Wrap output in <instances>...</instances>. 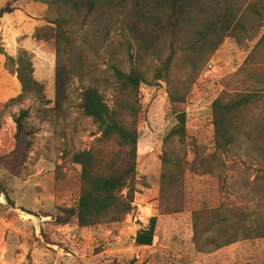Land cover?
<instances>
[{
	"label": "rangeland",
	"instance_id": "1",
	"mask_svg": "<svg viewBox=\"0 0 264 264\" xmlns=\"http://www.w3.org/2000/svg\"><path fill=\"white\" fill-rule=\"evenodd\" d=\"M8 1L0 0V8ZM214 5L213 0L207 1L206 17L214 11ZM15 7L14 12L0 18V264H264V239L239 241L216 250L204 246V240L197 244L193 239L194 212L216 208L222 202L229 207L246 202L244 183L252 180V174L239 169L238 162L234 163L238 169H230L229 159H225L227 166L217 161L215 169H199L197 164L188 169L195 154L200 158L214 153L208 109L226 88L242 87L232 84L234 74L244 64L255 40L238 43L223 35L211 54L205 50L197 57L183 49L199 28L188 29L183 42L173 47L167 81L145 84L139 90L133 211L120 223L80 228L72 220L59 226L55 217L62 208L74 204L78 191L80 168L71 163V157L91 149L99 137L96 125L80 111V92L94 86L111 103L110 66L116 64L127 71L135 65V58L130 61L118 47L115 33L109 38L99 37L94 54L83 45L81 68L69 84L66 100L57 108L54 44L33 39L34 31L45 26L47 8L33 0H17ZM20 50L31 55L33 77L43 86V103H10L21 89L14 73L15 63L9 58L15 59ZM170 52L169 41L161 38L144 44L137 65L148 81ZM169 92L184 98L176 105L187 115L183 144L165 141L176 123L170 112ZM20 110H28L32 143L21 164L11 154L13 117ZM163 155L188 163L184 162V207L177 214L159 211ZM247 204L255 208L253 201ZM153 216L158 222L152 245L135 246L136 232L146 228Z\"/></svg>",
	"mask_w": 264,
	"mask_h": 264
},
{
	"label": "trees",
	"instance_id": "2",
	"mask_svg": "<svg viewBox=\"0 0 264 264\" xmlns=\"http://www.w3.org/2000/svg\"><path fill=\"white\" fill-rule=\"evenodd\" d=\"M33 1L47 8L45 26L34 31L33 39L38 43L54 44L57 108L66 100L69 84L76 78V70L81 68L83 45L86 44L89 52L94 54L97 39L109 38L115 33L118 47L130 61L135 58V65L127 71L116 64L110 66L111 103H107L94 86H87L80 92V111L96 125L99 137L91 149L72 155L71 163L80 168L77 196L72 206L60 210L55 223L65 226L75 220L78 227L90 228L120 223L133 211L137 191L140 87L167 81L175 43L183 42L188 29L199 28L183 48L197 57L205 50L211 54L221 36L234 38L238 43L255 42L244 64L234 74L236 78L232 84L242 87L226 88L208 109L213 126L214 153L200 158L195 154L188 169H193L195 164L199 169H215L213 166L217 161L227 166L225 159L230 160V169H238L234 164L238 162L239 169L252 174V180L244 183L248 191L244 197L248 202L253 201L255 208L251 209L247 201L230 207L222 202L216 208L195 211L193 239L197 244L204 240V246H213L215 250L239 241L264 239V0H213L214 11L208 13V17L205 6L209 0ZM16 2L10 0L1 7L0 18L14 12ZM228 2L231 5L225 6ZM153 38L169 41L171 52L148 81L137 64L144 44ZM9 60L15 63L14 73L21 89L10 103L20 104L25 100L43 103V86L33 77L31 55L20 50L15 59ZM168 96L176 123L165 141L177 140L183 144L187 115L176 105L184 98L171 92ZM28 118V110H20L13 117L15 133L11 154L19 164L26 160L32 145ZM184 162L188 164L176 156H162L159 188L162 214H177L183 210ZM0 189L3 190L1 184ZM249 193L252 200H249ZM157 222L158 217L153 216L146 228L136 232L135 246L152 245Z\"/></svg>",
	"mask_w": 264,
	"mask_h": 264
},
{
	"label": "water",
	"instance_id": "3",
	"mask_svg": "<svg viewBox=\"0 0 264 264\" xmlns=\"http://www.w3.org/2000/svg\"><path fill=\"white\" fill-rule=\"evenodd\" d=\"M38 219H36V221H37Z\"/></svg>",
	"mask_w": 264,
	"mask_h": 264
}]
</instances>
